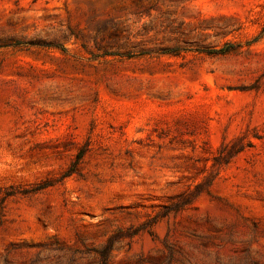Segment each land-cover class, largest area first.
Wrapping results in <instances>:
<instances>
[{
  "label": "rangeland",
  "instance_id": "374dc122",
  "mask_svg": "<svg viewBox=\"0 0 264 264\" xmlns=\"http://www.w3.org/2000/svg\"><path fill=\"white\" fill-rule=\"evenodd\" d=\"M0 264H264V0H0Z\"/></svg>",
  "mask_w": 264,
  "mask_h": 264
},
{
  "label": "trees",
  "instance_id": "16d2710c",
  "mask_svg": "<svg viewBox=\"0 0 264 264\" xmlns=\"http://www.w3.org/2000/svg\"><path fill=\"white\" fill-rule=\"evenodd\" d=\"M229 50L228 48H223V49H220V50H212V52H209V53H222V54H225L227 53ZM74 166L69 168V170H67L65 173H64V176L63 177H68L70 176L72 173H74Z\"/></svg>",
  "mask_w": 264,
  "mask_h": 264
}]
</instances>
